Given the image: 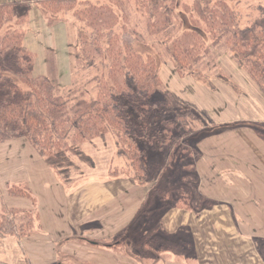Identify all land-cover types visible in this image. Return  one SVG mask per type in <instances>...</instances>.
Returning a JSON list of instances; mask_svg holds the SVG:
<instances>
[{
  "label": "crops",
  "instance_id": "0c3cea01",
  "mask_svg": "<svg viewBox=\"0 0 264 264\" xmlns=\"http://www.w3.org/2000/svg\"><path fill=\"white\" fill-rule=\"evenodd\" d=\"M12 1L26 0L0 3ZM25 5L20 15L29 20L27 44L36 69L41 66L62 92L73 80L68 23L51 25L36 0L21 3L19 10ZM237 69L229 72L240 92L229 82L217 90L195 81L183 86L190 108L212 122L199 132L203 156L192 174L199 200L210 202L199 207L153 208L139 217L157 181L139 184L104 174L77 178L70 187L25 137L1 143V205L32 209L39 216L33 232L17 238L18 263L264 264V140L249 125L251 120L264 124V93ZM232 121L245 123L233 130L227 127ZM230 137L241 142L232 145ZM12 184L27 187L34 198L10 195Z\"/></svg>",
  "mask_w": 264,
  "mask_h": 264
},
{
  "label": "trees",
  "instance_id": "16d2710c",
  "mask_svg": "<svg viewBox=\"0 0 264 264\" xmlns=\"http://www.w3.org/2000/svg\"><path fill=\"white\" fill-rule=\"evenodd\" d=\"M157 1L36 0L51 25L61 21L72 25L82 68L97 70L88 79L96 81V93L91 97L85 86L77 88L74 81L58 93L47 75L35 73L37 58L28 47L27 31L19 24L23 16L17 13L23 2L0 3V91L4 93L0 98V144L27 138L67 185L80 177L73 157L86 159L82 145L96 136H112L118 154L127 162L123 167L112 166L110 174L126 175L140 184L153 179L145 164L151 149L162 151L164 162L182 151L181 147L188 152L195 150V157L199 156L196 142L204 127H196L193 122L203 123L202 117L183 104H167L171 96L162 88L157 58L139 51L141 34L129 23L127 9L135 8L153 20L146 25L148 33L165 32L166 27L165 31L159 27L156 11L169 17L174 13L176 21L181 4L178 0ZM186 6L197 10L205 20L208 39L199 35L193 44L185 43L182 32H196L181 30L180 38L175 37L168 47L178 72L196 75L189 55L200 53L208 60L213 47L224 45L264 93V0L255 6L254 19L243 18L225 0H193L190 6L182 3V7L187 9ZM178 118L173 130V119ZM148 125L151 132H147ZM257 130L264 137V124L259 123ZM140 171L146 178H138ZM8 190L12 196L34 198L21 184H12ZM161 191L153 190L139 217L153 208L191 207L187 190ZM185 196L189 197L186 206L181 204ZM169 197L174 198L169 201ZM38 218L32 209H6L0 216V237L16 235L21 239L30 235Z\"/></svg>",
  "mask_w": 264,
  "mask_h": 264
},
{
  "label": "rangeland",
  "instance_id": "374dc122",
  "mask_svg": "<svg viewBox=\"0 0 264 264\" xmlns=\"http://www.w3.org/2000/svg\"><path fill=\"white\" fill-rule=\"evenodd\" d=\"M178 2L181 5L178 6L177 15L179 18L176 17V19H178L176 21H175L174 13L173 16L169 17L168 15H164L163 13L156 11V16H158L160 20L159 27H161V29L164 31H165V27L167 28L165 32H162L160 34L148 33L146 25L149 22H152L153 20L152 21L148 20L146 16H143L138 12H136L135 8L127 9L130 26L132 28H136V30L141 34V40L143 44L141 45V47H139V51L151 53L157 58L159 74L162 81V88L165 91H167L168 94L171 96V99L167 102V104L169 105L172 102V105L169 106H174L175 104H183V106H187L188 108H190L191 103L186 101L185 97H183L184 96L183 86L184 84H186L185 82H189V83L191 82L193 86L195 81L198 84H202L203 86H206L213 90H217L221 83L229 82L230 85L234 87L236 92H240L239 85L233 83L229 71L232 72L234 69L237 68L241 70L244 69L238 65L232 53L224 45L213 47L209 55L210 59L208 60L206 58H203L200 53L189 55L188 58L190 60L191 66L193 67L194 71L199 75L197 74L181 75L178 72L177 67L175 65V61L168 51V47L171 45V43L174 42L175 37L180 38L179 33H181V30L187 29L196 32V33H191V32L185 33L183 31L182 32L183 35H181L182 36L181 40L184 41L185 43L193 44L195 42L196 36L199 35L208 39V35L206 33L207 28L205 26L206 22H204L205 20L200 16L198 11L194 10V8L192 7L186 6L187 9L185 7H182V3H186L190 6L193 3V0H178ZM225 2L228 4L230 9L239 12V14L243 16V18L246 17L247 19H250L249 17H252L254 19L256 17L255 6L260 3V0H225ZM23 3L28 4L25 2ZM154 3L156 4L158 3V1L154 0ZM25 10H27L26 5L22 7L20 10L18 9L17 13L21 14ZM22 16L23 19L19 21V24L21 27L24 28V30L28 31L29 20L25 15ZM247 19L245 21H247ZM68 26H69L68 38L70 43L69 65H70V75L73 78V80L71 81L72 82L74 81V83H76L77 88L81 87L82 85L85 86V88L88 89V97H91L96 93V81L89 82L88 79L90 77H93L97 73V70L94 67L87 69L82 68L83 67L82 61L76 55L77 49L75 45L76 40L73 32V27L70 23H68ZM209 44L211 46V42ZM231 67H233V69ZM35 73L44 74L45 71L41 70V66L38 65L37 69L35 70ZM84 81L86 82L84 83ZM192 86L188 88V90L190 91L187 92L185 96L188 97V94L193 92L194 87ZM62 92L58 91V93H62ZM3 96L4 93L0 91V98H2ZM181 101H184V103H182ZM160 117L161 116L158 115L159 120H161ZM179 119L180 118L173 119L174 124L173 123L171 124V126L174 127L173 130H176L177 128L176 124L179 121ZM183 120H187V119H183ZM202 120L203 123H200L196 120L193 123L196 125V127L199 126V128L201 126L204 128L206 126L208 128L211 126L209 124H211L212 122H207L204 117H202ZM232 122L233 123L228 124L227 127L229 129L234 128L233 130H236V128L241 127L242 124L245 123L242 121L239 122L232 121ZM164 124L166 123L164 122ZM249 125L251 126L250 128L254 129L257 135L264 140V137L257 130V127H259V122H255L251 120ZM150 126L151 125H148L147 132H151ZM222 127L223 126H221L220 129L222 130L226 129V127L223 128ZM200 131L202 133L205 132L204 129H201ZM144 139L145 138H143V140ZM229 142L232 145L238 144L241 142V137H230ZM196 143L199 145V138L197 139ZM30 146H31V150H33V152L38 154L37 151L33 148V145L31 144ZM181 149L182 151L178 150L177 152H175V154L168 160V162H164V156L162 155V151H153V149H151L148 152L147 157L145 158L146 161L145 164L146 167L148 168L147 169L148 172L153 175V179L152 178L147 179L150 180V182L145 184H153L154 182L157 181L155 188L161 189L162 190L161 192L163 193H166V191H170V190H175V191L178 190L180 192L185 191V193L189 192L190 193L189 196L191 198L190 205L193 207H199L201 205L200 202L206 203L208 201L205 198L199 200L198 193L194 189V178L192 174L193 172L196 171L199 158L203 155L201 152L200 157L198 155L195 157V150L188 152L189 150L185 151L183 150L182 147ZM82 150L83 152H85V154H87L86 159L82 160L81 158H78L76 155L73 157L75 163L77 164V168L79 171L78 174H80L79 178H90L104 174L105 175L103 177L105 178H111L114 176L128 177L126 175L116 176L110 174L111 172L110 169L112 168V166L123 167L127 165V162L124 160L125 159L124 157L118 154V146L114 141V138L109 134L105 135L104 137L96 136L91 140L86 141V143L82 145ZM155 162L157 163L155 164ZM50 168L51 170H53L52 167ZM127 168L128 167H126L123 170L124 173H127ZM139 174L141 175L138 178L141 179L146 178L143 172L140 171ZM160 178L162 179L160 180ZM163 180L168 181L172 186L167 185L163 187ZM69 186L71 187L74 185L72 183ZM1 195L2 192H0V200H1ZM186 197L187 196H185V198ZM173 198L169 197V199L167 200L171 201ZM156 201H158V198H156ZM187 202H189V197H187L186 201L184 202L182 201L181 204L182 205L185 204L186 206ZM7 208L8 207L6 206L3 207L0 203V216ZM126 240L128 241V239ZM18 243L19 242L17 240L16 235H8L4 237L2 241H0V264H20L18 263L17 255L20 254L21 250H20V245Z\"/></svg>",
  "mask_w": 264,
  "mask_h": 264
}]
</instances>
